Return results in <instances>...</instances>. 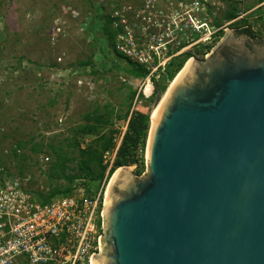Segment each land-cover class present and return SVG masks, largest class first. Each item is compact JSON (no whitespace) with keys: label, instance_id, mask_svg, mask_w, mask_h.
Here are the masks:
<instances>
[{"label":"water","instance_id":"water-1","mask_svg":"<svg viewBox=\"0 0 264 264\" xmlns=\"http://www.w3.org/2000/svg\"><path fill=\"white\" fill-rule=\"evenodd\" d=\"M191 61L150 130L146 175L110 180L94 264H264V40L230 31Z\"/></svg>","mask_w":264,"mask_h":264},{"label":"rangeland","instance_id":"rangeland-1","mask_svg":"<svg viewBox=\"0 0 264 264\" xmlns=\"http://www.w3.org/2000/svg\"><path fill=\"white\" fill-rule=\"evenodd\" d=\"M144 1L157 6L178 2L0 0V167L26 177L37 201L68 186L60 178V166L66 176L75 178L71 184L74 191L85 184L77 159L82 151L100 152L109 142L112 146H106L101 155L95 154L96 163L90 165L93 175L103 170L102 182L100 186L88 185L94 190L104 186L107 191L111 178L122 168L144 177L157 97L152 80L163 97L188 61L204 59L230 31L249 27L254 39L264 40V0H206L214 34L210 40L196 36L193 41H183L164 69L150 79L135 78L118 58L121 55L111 52L110 45L119 42L118 36H125L126 26L139 42L133 27L139 26L138 22L122 14L124 7L140 6ZM115 11L119 12L117 19ZM122 19L128 23L122 24ZM185 55L188 57L182 68L169 78L170 63ZM137 114L148 115L144 150L136 151L134 158H127L128 163L115 168L123 160L116 152ZM87 126L99 127V131L82 132ZM36 144H41V151L31 150ZM63 157L75 161L63 163Z\"/></svg>","mask_w":264,"mask_h":264},{"label":"built area","instance_id":"built-area-1","mask_svg":"<svg viewBox=\"0 0 264 264\" xmlns=\"http://www.w3.org/2000/svg\"><path fill=\"white\" fill-rule=\"evenodd\" d=\"M177 1L124 7L122 16L139 24L133 25L139 42L126 26L114 49L149 72V79L165 68L183 41L214 35L206 0ZM28 181L0 167V264H93L104 236L106 187L88 194L80 186L71 195L41 203Z\"/></svg>","mask_w":264,"mask_h":264},{"label":"trees","instance_id":"trees-1","mask_svg":"<svg viewBox=\"0 0 264 264\" xmlns=\"http://www.w3.org/2000/svg\"><path fill=\"white\" fill-rule=\"evenodd\" d=\"M237 33L238 34H246L252 38H255L254 33L251 31V29L249 27H243L241 29H237ZM110 37L111 36L109 35L108 43L110 42ZM110 50L116 56L118 55L114 49V46L112 47L110 45ZM187 57H188V55H185L184 59H177V60L175 59L172 63H170V65L168 66V69H167V74H168L169 78H172L175 74L178 73V71L182 68L183 64L185 63ZM118 58L121 59L125 63L127 72L129 73L130 76L135 77V78L147 77L148 72L143 67H141L137 64H134L129 59L124 58L122 56L118 55ZM152 83L155 86V93L157 94V91H159V90L156 86V82L154 79L152 80ZM136 116L137 117H135V119H133L129 122L128 130H127V133L125 135V140L121 144L120 148H118L119 151L116 152L119 159L123 158V160H122L121 164H120V162H117L115 164V168L118 166H121L122 163H128L127 158H130V156L132 158H134L136 151L139 150L140 152H143V150H144L146 132L148 129V115L145 116V115L137 114ZM85 117L89 118L88 116H85ZM137 122L140 124V126L136 125V124H138ZM83 131L85 133H96L97 131H99V127L87 126V127L82 128V132ZM113 137H114V139H116L115 135ZM127 140L130 141L131 145H128ZM40 145L39 144L34 145L31 148V150L34 152L41 151ZM106 146H107V148H110L112 146V143L109 142L106 145H104V147L102 146L100 152H98L97 150H93V149L91 151H87V152L82 151L81 155H80V159L79 160L77 159V165L79 168V172L82 173V176L85 179V184H83L81 187L84 188L88 194H94L98 191V189L94 190L90 185H88L89 182H91L92 184L94 183L98 186H100V184L102 182L101 180L103 177V170L101 169L100 171H98L96 173V175H93V170L90 167V165L96 163L95 154L101 155L102 151L107 149ZM49 147H52V146H49ZM58 160H59V155H58ZM62 161H63V163H67L68 161L73 162L75 160L68 159L67 157H63ZM132 161H133V159H132ZM133 163H135V162L133 161ZM55 166L59 167L57 165H55ZM59 174H60V178L66 180V182L68 183V186H66L63 190L56 189L53 193L49 194V196L41 198V200L39 202L47 203L53 198H56L59 196L60 197L61 196H67V195H71L74 193V190L72 188L73 186L71 184H72V180L75 178L72 176H66L63 166L59 167ZM19 175L21 176V174H19Z\"/></svg>","mask_w":264,"mask_h":264},{"label":"bare ground","instance_id":"bare-ground-1","mask_svg":"<svg viewBox=\"0 0 264 264\" xmlns=\"http://www.w3.org/2000/svg\"><path fill=\"white\" fill-rule=\"evenodd\" d=\"M191 62H192L191 60L188 61V62L184 65V67L181 69V71L176 75L175 79L173 80V82H172L171 85L169 86L168 90L166 91V93H165L164 96L162 97V99H161L159 105L157 106L156 109H154V110L152 111V122H153V124H152V128L154 127V124H155V121H156L157 116H158V114H159V111H160V109H161V107H162V105H163V103H164L166 97L168 96L170 90L172 89V87L175 85V83L177 82V80H178V79L180 78V76L184 73V71L187 69V67L190 65ZM148 88H149V86H148L147 89H146L147 92H148ZM147 155H148V154H147ZM93 264H94V263H93Z\"/></svg>","mask_w":264,"mask_h":264}]
</instances>
